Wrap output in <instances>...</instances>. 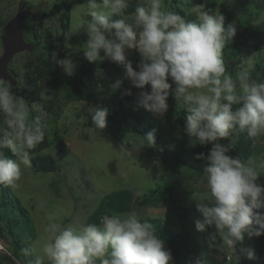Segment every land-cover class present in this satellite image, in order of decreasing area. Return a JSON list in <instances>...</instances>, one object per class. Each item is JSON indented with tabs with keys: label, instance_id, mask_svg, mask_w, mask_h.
<instances>
[{
	"label": "clouds",
	"instance_id": "clouds-1",
	"mask_svg": "<svg viewBox=\"0 0 264 264\" xmlns=\"http://www.w3.org/2000/svg\"><path fill=\"white\" fill-rule=\"evenodd\" d=\"M85 4L91 18L79 25L88 36L85 58L89 62L108 59L124 69L123 78L111 84V91L129 80L132 87L142 90L136 97L137 107L157 117L168 112V97L174 95L187 110L183 130L188 138L202 146L212 145L207 155L195 157L206 161L203 174L208 188L197 205L203 219L196 221V229L206 231L214 226L210 247L219 238L227 249H239L247 259L256 260L254 249L237 245L245 233L249 237L264 235V184L259 182L264 171L229 155L232 142L220 143L235 130L247 131L254 140L264 134V81L251 79V65L242 66L235 78L226 73L222 52L236 35L234 24L226 28L224 14L204 10L203 5L191 8L195 19L189 20L163 10L162 0H140L128 16L124 13L130 0H85ZM129 49L141 57L136 68L127 56ZM51 59L68 76L75 74L70 58L60 59L53 53ZM124 95H132L131 88ZM41 98H45L43 93ZM34 110L35 105L30 110L25 99L0 78V185L14 186L21 179V165L31 167L29 150L45 139L46 113L40 109L32 117ZM88 111L94 128L105 129L108 108L92 106ZM156 131L144 135L139 146L155 147ZM127 143L126 137L121 148ZM5 149H10L15 159L9 158ZM50 233L41 255L30 264H172L173 260L154 225L135 212L104 216L99 224L61 228L52 223ZM7 255L13 256L11 251ZM236 256L235 252L230 263L239 259ZM194 264L208 261L201 254Z\"/></svg>",
	"mask_w": 264,
	"mask_h": 264
},
{
	"label": "rangeland",
	"instance_id": "rangeland-1",
	"mask_svg": "<svg viewBox=\"0 0 264 264\" xmlns=\"http://www.w3.org/2000/svg\"><path fill=\"white\" fill-rule=\"evenodd\" d=\"M21 1L34 12L26 21V40L47 47V52V39L54 40L55 49L49 52L60 59L70 58L74 69L81 66L85 60L83 48L88 36L79 25L91 19L86 15L85 0H0V56L4 50L2 34L5 26L17 14ZM197 5H203L204 10L210 12L220 10L225 22L236 27L235 37L226 43L222 52L226 73L235 78L242 66L251 65V79L264 81V0H162L161 7L193 20L195 16L191 14V8ZM63 23L69 25L68 36ZM127 51L131 53L133 49ZM49 52L43 54L35 48L14 56L9 70L18 83L17 86L5 83L11 85L17 96L24 94L26 74L34 70L37 62L49 58ZM98 62L99 88L102 91L99 99L67 101L64 94L55 99L54 111L48 112L44 120L49 146L39 152L29 150L31 167L21 165L22 176L14 186L0 185V202L7 201L0 205V227L9 241L15 243L20 239L25 246L19 249V259L13 256L5 259L1 256L5 253L0 252V264H30L35 261L41 255L42 246L49 240L52 223L61 228L85 223L99 224L104 216L129 212H135L141 218H158L168 228L186 234L189 247L186 259L178 262L172 255V264H194L201 254L208 264H264V254L259 256L255 251L257 259L249 260L239 253V249L236 251L239 257L236 262L220 261L222 257L218 250L223 247L222 242L217 238L214 246L210 247L208 230L196 229V221L203 219L197 205L208 194V188L203 172L178 164V157L183 155L181 132L184 130L174 129L156 142L155 147L141 148L142 138L133 132L94 128L92 114L88 111L92 106L107 107L112 112L125 104L142 116L157 117L137 107L136 97L142 90L129 87V80L124 79L122 87L112 92L111 84L123 76L110 60ZM53 68L64 73L56 63ZM146 87L150 90V85ZM129 88L132 95H124ZM21 97L30 110L35 105L32 117L39 114L37 97ZM175 102L178 114L174 119L181 118L183 126L187 110L182 101ZM260 136L252 157L242 161L264 171V134ZM126 137L128 143L122 149ZM38 154H50L56 169L34 170L33 158ZM166 182H172V202L150 195L153 189L158 190ZM259 182L264 184V175L260 176ZM146 194H149L150 203L138 204L137 201ZM166 247L169 248L168 245ZM241 247L255 250L247 233L239 243Z\"/></svg>",
	"mask_w": 264,
	"mask_h": 264
},
{
	"label": "trees",
	"instance_id": "trees-1",
	"mask_svg": "<svg viewBox=\"0 0 264 264\" xmlns=\"http://www.w3.org/2000/svg\"><path fill=\"white\" fill-rule=\"evenodd\" d=\"M139 0H130V6L125 10L124 15L128 16L132 12H134L135 6L139 3ZM34 14V13H33ZM120 17H113V19H118ZM28 20V19H27ZM26 20V21H27ZM24 23V29L26 27V22ZM128 22H132L129 20ZM65 34L69 33V25L67 23H63ZM246 25V24H245ZM229 25L225 22V27L227 28ZM48 44V52L55 49L54 40L47 39ZM39 49L43 54L48 53L47 47L41 46V44L36 45V50ZM49 58L44 59L36 63L34 70L29 71L26 74L25 78V91L24 94H18V96H29V97H37L39 101L40 109H42L46 113V117L48 112L54 111V106L56 103L55 99L61 97L64 94V98L67 101H96L101 96V89L99 88V79L97 75L98 69V61L97 62H89L86 58L83 61L82 65L78 68H75V74L73 76H68L65 73H61L60 71L53 68L54 61L51 59L53 52H49ZM62 55V54H61ZM128 58L133 62V67L136 68L138 63L141 60L139 53L133 49L131 53L127 51ZM85 57V56H84ZM116 68L120 74L123 76L124 69L116 64ZM131 86V83L129 84ZM18 87H16L15 91L17 92ZM41 93L48 96L49 98H41ZM174 95H169L168 103L169 109L168 112L163 117H154L149 118L147 116H142L138 114L130 107L125 104H122L116 110L109 112L108 115V123L104 130L108 131H119L125 130L127 132H133L137 134L138 137H143L148 132L156 129V142H158L163 136L170 134L174 129L183 130V120L181 118L174 119V116L178 114L177 109L175 108L177 102H175ZM91 124L94 126L93 121L91 120ZM181 143L183 145V155L182 157H178V164L185 168H190L196 172H203V167L206 163L205 160L196 159V155L198 153L208 154L211 144L202 146L194 139H189L187 134L183 131ZM261 136L252 139L247 135V131L240 132L239 130L231 131L229 138H224L220 140L222 144H229L232 142L233 147L229 151V155L232 157H239L241 160L248 159L252 157L255 152V148L257 147ZM50 142L47 134L45 135L44 141L37 145L36 148L31 149V152H39L49 146ZM191 144H195L192 146ZM6 155L9 158H13L14 154L10 149L4 150ZM34 170L36 171H54L56 169V164L53 160V157L50 154H38L33 158ZM150 195L156 196V199L165 200V201H173V192H172V182L164 184L158 190L153 189L150 192ZM7 201L2 200L0 205L6 204ZM138 204H147L150 203L149 194H146L142 197L141 200L137 201ZM207 203V201L205 202ZM202 216V214H201ZM203 218V216H202ZM154 225L157 229V234L161 236L166 242V245L171 250V253L176 261L184 262L188 252V240L186 234L175 232L173 229L168 228L165 223L158 218L145 217L142 218ZM18 222V221H16ZM208 233H212L215 229L214 226H210L207 228ZM1 234L6 238L3 233L2 228L0 227ZM12 233V231H11ZM7 239V238H6ZM252 242L255 247V251L257 255L264 254V235L259 237H251ZM8 240V239H7ZM9 241V240H8ZM9 241V249L13 256L19 259V249L24 248L20 239H17L15 243H11ZM224 246V245H223ZM239 246V243L237 247ZM5 259H11L8 255H1ZM238 257V256H236ZM217 262V261H216Z\"/></svg>",
	"mask_w": 264,
	"mask_h": 264
},
{
	"label": "water",
	"instance_id": "water-1",
	"mask_svg": "<svg viewBox=\"0 0 264 264\" xmlns=\"http://www.w3.org/2000/svg\"><path fill=\"white\" fill-rule=\"evenodd\" d=\"M33 10L27 9L24 1L19 3L17 14L7 23L2 34L3 53L0 56V78L17 86V78L10 72L9 64L14 56L23 51H33L36 43L25 38L24 23L33 15Z\"/></svg>",
	"mask_w": 264,
	"mask_h": 264
},
{
	"label": "built area",
	"instance_id": "built-area-1",
	"mask_svg": "<svg viewBox=\"0 0 264 264\" xmlns=\"http://www.w3.org/2000/svg\"><path fill=\"white\" fill-rule=\"evenodd\" d=\"M0 252L5 254H10L9 248H8V242L5 240L4 236L0 232ZM236 252L235 249H227L225 246H223L220 250V255L222 257L223 262H227L231 259V256L233 257ZM222 263V262H220Z\"/></svg>",
	"mask_w": 264,
	"mask_h": 264
},
{
	"label": "flooded vegetation",
	"instance_id": "flooded-vegetation-1",
	"mask_svg": "<svg viewBox=\"0 0 264 264\" xmlns=\"http://www.w3.org/2000/svg\"><path fill=\"white\" fill-rule=\"evenodd\" d=\"M7 82V81H6Z\"/></svg>",
	"mask_w": 264,
	"mask_h": 264
}]
</instances>
